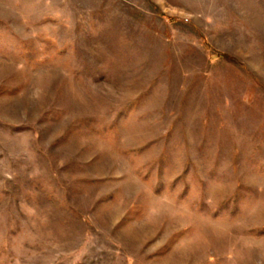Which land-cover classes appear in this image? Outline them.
<instances>
[{
    "label": "rangeland",
    "instance_id": "obj_1",
    "mask_svg": "<svg viewBox=\"0 0 264 264\" xmlns=\"http://www.w3.org/2000/svg\"><path fill=\"white\" fill-rule=\"evenodd\" d=\"M0 264H264V0H0Z\"/></svg>",
    "mask_w": 264,
    "mask_h": 264
}]
</instances>
